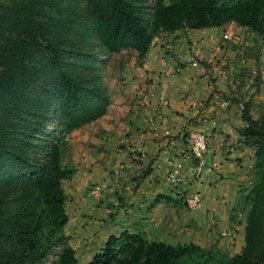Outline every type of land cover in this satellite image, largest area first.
Segmentation results:
<instances>
[{
  "label": "trees",
  "instance_id": "obj_1",
  "mask_svg": "<svg viewBox=\"0 0 264 264\" xmlns=\"http://www.w3.org/2000/svg\"><path fill=\"white\" fill-rule=\"evenodd\" d=\"M228 22L264 40V0H0V264H41L54 247L51 264H264V107L258 119L241 113L253 183L235 196L239 253L123 230L84 260L63 231L66 135L110 103L93 46L142 57L160 33ZM159 200L176 202L159 194L151 205Z\"/></svg>",
  "mask_w": 264,
  "mask_h": 264
},
{
  "label": "crops",
  "instance_id": "obj_2",
  "mask_svg": "<svg viewBox=\"0 0 264 264\" xmlns=\"http://www.w3.org/2000/svg\"><path fill=\"white\" fill-rule=\"evenodd\" d=\"M225 24L154 36L142 57L132 49L119 51L128 58L118 61L117 76L107 82L105 114L66 135V148L76 155L67 160L74 172L66 180L71 198L64 200L63 231L76 254L134 227L148 241L202 248L219 242L230 245L231 255L240 252L244 221L231 214L238 213L235 196L249 173L251 148L242 143L244 121L223 76L202 59L224 51L215 40ZM94 125L102 129L93 135ZM188 131L206 140L201 165L182 137ZM170 173H195L193 192L173 188L166 178ZM112 178L118 182L111 185ZM95 183L107 188L97 196L86 194ZM108 186L112 193H105ZM159 194L176 202L151 205ZM192 194L198 201L188 206L185 198ZM106 196L112 205L99 206Z\"/></svg>",
  "mask_w": 264,
  "mask_h": 264
},
{
  "label": "rangeland",
  "instance_id": "obj_3",
  "mask_svg": "<svg viewBox=\"0 0 264 264\" xmlns=\"http://www.w3.org/2000/svg\"><path fill=\"white\" fill-rule=\"evenodd\" d=\"M162 34H164L165 36L168 35L165 33H160L158 34V36H161ZM223 34L226 35V38L222 37ZM207 37L210 38L209 35ZM215 43L217 46L223 47L224 51L217 55L211 53L208 56L209 58H202L204 60V63H207L208 65L212 63L216 71L223 76L222 80L224 84L228 87V91H229L228 94L230 95L231 101L233 105L237 106L240 113H242V108L245 107L247 113L252 119H258L264 107V40L259 39L255 35V33L245 29L244 27L229 22L220 28ZM92 52L93 55H95L98 60L103 61V63L99 65V73H100V80L107 90V87H109V84H107V82H110V79H114L118 74V68L121 67V63L119 62L120 61L122 62V60H125L126 58H128V56L125 57L126 52L125 53L118 52V54L112 53L113 55L111 54L107 55L103 53L97 46H93ZM208 59H210V61L206 62ZM97 125H94L93 127V131H92L93 135L94 133H97L102 129L100 128L101 126L99 127ZM50 127H52V122L48 123L47 129H49ZM92 134L89 131V135L92 136ZM181 134L182 137L185 139L184 142L186 143L187 133L185 135L184 133ZM66 146H67V141H66ZM66 146H65V151L63 153V155L64 154L65 155H64V159L62 160V164L66 165L67 167H70L67 165L68 162L67 160L70 161L71 156L72 155L75 156L76 152H74L75 150L73 148H66ZM251 150L252 149H250L249 152L251 165L248 167L249 173L247 174V178L245 179L242 188H240L241 190L248 189L253 183ZM111 172H113V170H111ZM179 177L182 178V182L178 185H172L175 186L173 188L180 189L181 187H187V191L188 189H190L189 191L190 193L188 194H191V191L193 192L192 189L193 182L198 178L196 177V174L195 173H193L192 175L182 174ZM110 182L111 185H113L116 184L118 181L112 178ZM136 182L137 180L134 179L132 182V186ZM62 186H63V191L65 193V200L69 201L71 198V192L69 186L67 185L66 180L62 182ZM93 187L96 189L98 194L103 192L104 189L107 188L106 186L99 187L98 184L95 183L86 187L85 193L88 194L89 189ZM112 187L108 186L109 188L108 192L105 193H110V192L112 193ZM107 198H108L107 196L106 198H103L105 201L101 200L99 206L107 208L108 206L112 205V203L107 201ZM237 212L238 213L232 215L230 211V214L233 217L238 215L240 219L239 221H244L245 210L241 211L240 213L239 211ZM130 231H135L143 235V232L136 227L132 228ZM99 246L100 243L93 242L91 245L89 246L87 245L85 250L83 249L84 251L77 252V256L80 257V259L84 258L85 260V258H88L89 255L97 251L100 248ZM213 246L217 248L220 252H225L229 255L232 254L229 251H227V249H230L229 244L227 246L226 244H221L217 242ZM57 251L58 248L55 247L52 248L47 254V256L42 260L41 264H51V262L54 260V256L57 253Z\"/></svg>",
  "mask_w": 264,
  "mask_h": 264
},
{
  "label": "built area",
  "instance_id": "obj_4",
  "mask_svg": "<svg viewBox=\"0 0 264 264\" xmlns=\"http://www.w3.org/2000/svg\"><path fill=\"white\" fill-rule=\"evenodd\" d=\"M222 37L226 38V35L223 34ZM190 64L195 65L196 62L193 59H191ZM187 143L190 147V151L192 152V154L195 157H197V159H198L197 160V166L201 165L203 163V161L201 159V155L203 154V152L205 151V148H206V145H205L206 140H205L204 136L201 133H198L196 131H188ZM166 178H167V181L171 185H178L182 182V178L179 176H176V174H174V173L168 174ZM88 194L92 195V196H97L98 192L93 187V188L89 189ZM185 201H186L188 206L194 205L198 201L197 194H192V195L186 197Z\"/></svg>",
  "mask_w": 264,
  "mask_h": 264
}]
</instances>
